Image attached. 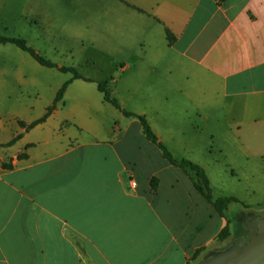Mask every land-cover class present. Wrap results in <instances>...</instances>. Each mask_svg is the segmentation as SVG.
Returning <instances> with one entry per match:
<instances>
[{
    "label": "crops",
    "instance_id": "0c3cea01",
    "mask_svg": "<svg viewBox=\"0 0 264 264\" xmlns=\"http://www.w3.org/2000/svg\"><path fill=\"white\" fill-rule=\"evenodd\" d=\"M15 2L36 30L129 60L120 83L133 105L115 99L145 117L169 152L173 142L201 166L210 185L211 148L230 164L231 149L264 159V0H0V35L27 43L4 20ZM19 51L0 45L3 64L22 63L0 67V97L10 72L24 85ZM14 107L0 117V264H202L229 227L194 172L165 160L138 119L103 127L104 118L56 109L27 130L45 114L27 120ZM194 116L212 130H175ZM217 216L220 232L203 241Z\"/></svg>",
    "mask_w": 264,
    "mask_h": 264
},
{
    "label": "rangeland",
    "instance_id": "374dc122",
    "mask_svg": "<svg viewBox=\"0 0 264 264\" xmlns=\"http://www.w3.org/2000/svg\"><path fill=\"white\" fill-rule=\"evenodd\" d=\"M20 14V8L15 2L14 8L4 19L9 23V31L13 30L12 35L26 38L29 47L58 67L76 69L82 77L91 80H77L69 88L63 103L57 105L58 117L76 119L90 114L104 118L106 123H103V127H115L134 120L125 117L120 110L106 103L98 90L100 83L108 82L112 96L118 100L123 97L131 107L133 104L129 94L120 83L123 77L120 65L129 60L120 57L104 58L90 44L73 40L60 31L52 36L38 31L32 25L31 19L21 18ZM2 27L0 18V30ZM19 52L25 56L24 85L20 83L19 88L17 87L12 72L4 77L8 91L1 93L0 117L9 115L17 103L20 110L24 109L22 113L25 119L42 117L54 103L59 89L73 78V74L43 67L29 54ZM3 61L0 56V67H12L17 64L22 66L21 60L15 56L8 64H3ZM112 120L119 122L114 124ZM173 125L176 131L212 130V124L208 125L195 116L190 121L178 120ZM215 125L223 128L221 124ZM221 128L218 129L220 132L224 130ZM167 145L173 157L181 161L184 156L176 144L172 142ZM211 151L209 158L213 162L209 172L213 181L211 189L214 200L233 197L237 202H230L224 208L230 224L228 232L219 236L214 249L204 253L202 264H264V159L231 149L234 162L230 164L216 147L211 148ZM185 170L192 174L190 169ZM210 223L211 227L204 232L203 241L214 237L221 230L219 216Z\"/></svg>",
    "mask_w": 264,
    "mask_h": 264
},
{
    "label": "trees",
    "instance_id": "16d2710c",
    "mask_svg": "<svg viewBox=\"0 0 264 264\" xmlns=\"http://www.w3.org/2000/svg\"><path fill=\"white\" fill-rule=\"evenodd\" d=\"M169 40L172 41V37L169 35ZM7 44H11L14 45L16 47H18L19 49H21L22 51L28 53L36 62H38L40 65L47 67V68H56L59 71L63 72V73H72L73 74V78L72 80L66 82L62 88L58 91L57 93V97L56 100L54 102V104L52 106H50L45 115L35 121L34 123H32L29 126H26L27 130H31L33 128H35L36 126L44 123L47 121V119L55 112V110L57 109V104L60 103L63 98L64 95L68 89V87L71 85V83L75 80H85V81H91L89 79H85L84 77H82L78 71L76 69L73 68H65V67H58L56 64L47 61L45 58H43L41 55H39L36 51H34L31 47H29L27 45V43L22 40V39H17V38H8V37H3L0 35V45H7ZM108 82L105 83H100L98 85V89L99 91L103 94L104 96V101L109 103L110 105H112L113 107H115L116 109L120 110L126 117H133L139 120L142 128H143V132L146 136V138L152 142L154 145H156L163 154V157L165 160H167L170 164H172L175 167L178 168H182V169H190L192 172H194L195 176H196V180L194 181V186L196 188L197 191H199L203 197L207 200V202L220 214L223 215L224 213V208L230 203V202H237V200L233 197L231 198H221L218 200H214L213 198V192L211 189V185H210V181L209 178L205 172V170L193 163L192 161L189 160H176L173 155L169 152V150L167 149V147L159 141L157 135L155 134V132L152 130L151 126L149 125L147 119L143 116H138L135 115L133 113L130 112H126L125 110L122 109V107L119 105L118 101L112 97L110 90L108 89ZM21 125H23L21 123ZM21 136L16 137L15 139H13L9 144H7L8 147L13 146L19 139ZM154 183V182H153ZM228 232V228H225L221 235L224 236L226 233Z\"/></svg>",
    "mask_w": 264,
    "mask_h": 264
},
{
    "label": "built area",
    "instance_id": "2783aa9c",
    "mask_svg": "<svg viewBox=\"0 0 264 264\" xmlns=\"http://www.w3.org/2000/svg\"><path fill=\"white\" fill-rule=\"evenodd\" d=\"M136 185H137L136 182H135L134 180H131V187H132V188H135Z\"/></svg>",
    "mask_w": 264,
    "mask_h": 264
}]
</instances>
